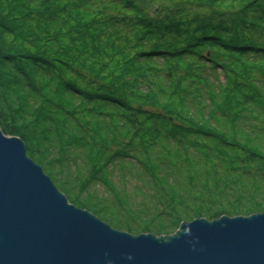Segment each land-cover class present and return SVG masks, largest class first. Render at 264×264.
I'll use <instances>...</instances> for the list:
<instances>
[{
    "label": "trees",
    "instance_id": "obj_1",
    "mask_svg": "<svg viewBox=\"0 0 264 264\" xmlns=\"http://www.w3.org/2000/svg\"><path fill=\"white\" fill-rule=\"evenodd\" d=\"M240 3L232 19L0 0L2 131L118 230L263 213L264 0Z\"/></svg>",
    "mask_w": 264,
    "mask_h": 264
},
{
    "label": "water",
    "instance_id": "obj_2",
    "mask_svg": "<svg viewBox=\"0 0 264 264\" xmlns=\"http://www.w3.org/2000/svg\"><path fill=\"white\" fill-rule=\"evenodd\" d=\"M0 264H264V212L160 236L118 230L71 203L0 127Z\"/></svg>",
    "mask_w": 264,
    "mask_h": 264
},
{
    "label": "rangeland",
    "instance_id": "obj_3",
    "mask_svg": "<svg viewBox=\"0 0 264 264\" xmlns=\"http://www.w3.org/2000/svg\"><path fill=\"white\" fill-rule=\"evenodd\" d=\"M137 1L139 4L145 7L146 13L152 17L158 15L175 16L176 13L183 11L187 5H192L187 9L189 16H194L195 14H198L199 16L202 17L205 13H216V14L224 15L225 18L227 17V18L236 19L237 16L232 17L231 15L233 14V12L239 13V9L245 5L244 3H240V0H217L218 2L221 1V3L216 5H212L209 0H137ZM111 8H113L112 12H116V10H118L117 8L120 7L112 6ZM228 11L231 12L228 13ZM254 75L258 80L261 74L257 73L256 71L254 72ZM160 78L162 79L163 77ZM222 78L223 77H221V79ZM160 85L167 88V86H165L161 81H160ZM184 221H189V220H184Z\"/></svg>",
    "mask_w": 264,
    "mask_h": 264
}]
</instances>
